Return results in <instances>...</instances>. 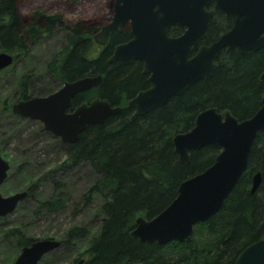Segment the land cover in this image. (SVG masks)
<instances>
[{
	"label": "trees",
	"instance_id": "obj_1",
	"mask_svg": "<svg viewBox=\"0 0 264 264\" xmlns=\"http://www.w3.org/2000/svg\"><path fill=\"white\" fill-rule=\"evenodd\" d=\"M22 1L0 0V50L12 54L16 61L31 43L63 28L67 41L47 63V72L60 84L102 75L101 85L78 94L74 106L102 98L112 106L123 107L103 125L88 126L75 143H64L46 130L60 158L53 167L47 166L45 173L51 175L54 193L38 200L35 218L50 217L67 207L71 198L61 174L80 165H87L95 175L84 194V205L88 206L94 196L101 199V216H95L100 223L95 234L90 237L88 227L76 225L59 236L66 252L76 250L80 241L90 238L73 262L85 258L84 264H235L246 247L264 239V130L255 139L246 172L221 209L207 221L196 224L188 240L159 245L142 242L131 234L138 217L151 219L158 215L177 197L179 185L209 168L221 152L219 145H207L192 151L190 162L183 164L172 142L176 134L191 130L196 116L211 107L229 110L239 120L250 118L261 107L264 47L244 55L224 50L210 78L199 80L182 95L172 97L148 114L132 118L134 110L127 107V102L149 87L148 75L143 73L139 60L109 62L116 45L130 39L129 27L116 30L110 42L100 47L93 39L100 23L80 20L69 25L61 16L39 11L22 15ZM231 26V20L216 11L201 43L211 44ZM183 32L184 28L173 27L170 35ZM32 86L31 79L22 76L18 99L33 96ZM256 173L261 174V182L252 192ZM30 177L26 179L31 183L26 189L28 197L37 188ZM79 210L77 205L73 213ZM2 232L3 237L12 239L17 251L38 240L25 225Z\"/></svg>",
	"mask_w": 264,
	"mask_h": 264
},
{
	"label": "water",
	"instance_id": "obj_2",
	"mask_svg": "<svg viewBox=\"0 0 264 264\" xmlns=\"http://www.w3.org/2000/svg\"><path fill=\"white\" fill-rule=\"evenodd\" d=\"M111 10L110 20L100 26L94 41L106 46L116 30L127 25L130 39L116 45L109 62L139 60L143 73L148 75L149 87L127 102V107L134 110L132 118L148 114L172 97L182 95L199 80L210 78L224 50L244 55L264 47V0H114ZM216 11L225 14L232 26L218 40L202 44ZM173 27H182L184 32L171 36ZM13 61L12 54L2 51L0 70ZM261 80L264 82V72ZM102 81V75L66 81L48 95L18 100L12 105V112L42 122L47 131L64 143H75L88 126L103 125L123 109L102 98L74 106L78 94L100 86ZM263 130L264 97L258 111L244 120L215 107L201 111L191 130L173 137L175 152L183 164L190 162L192 151L207 145H219L221 152L209 168L184 180L177 197L158 215L151 219L138 217L132 236L159 245L188 240L196 224L207 221L221 209L246 172L255 139ZM10 167L0 154V188ZM260 182L261 174L256 173L252 192ZM27 198V190L7 197L0 192V218L13 213ZM61 246L62 241L55 238L34 241L22 248L13 264H39ZM84 263L85 258H80L71 264ZM235 264H264V239L246 247Z\"/></svg>",
	"mask_w": 264,
	"mask_h": 264
},
{
	"label": "rangeland",
	"instance_id": "obj_3",
	"mask_svg": "<svg viewBox=\"0 0 264 264\" xmlns=\"http://www.w3.org/2000/svg\"><path fill=\"white\" fill-rule=\"evenodd\" d=\"M114 0H24L19 3L22 15L33 12H44L48 15L63 17L65 23L71 25L80 20H92L107 23L111 18V4ZM67 41L66 30L56 29L52 35L43 37L31 43L27 52L22 53L12 65L0 70V154L10 163L7 180L0 188L3 196L7 197L16 192L26 190L27 176L37 183L36 192L20 202L17 209L6 217L0 218V264H13L21 251H17L12 239L3 237L2 230L25 225L26 230L34 237L41 239L55 238L73 226H86L91 235L99 228V207L101 199L94 196L88 206L84 205V194L92 184L95 175L87 165L62 173L64 182L69 190L70 201L67 207L44 219H37L34 212L41 198H49L54 193L51 175L47 166L53 167L59 159L56 144L47 133L42 122L19 117L12 112V105L17 102L20 89V79L27 75L33 86L30 92L33 96L39 93H53L62 86L47 72L46 65ZM3 50H0V53ZM46 94V95H48ZM23 99V98H22ZM55 164V163H54ZM25 182V183H24ZM78 205L80 210L74 214ZM90 238L79 242L74 251L59 249L45 256L40 264H71L80 251L85 249ZM205 242V240H203Z\"/></svg>",
	"mask_w": 264,
	"mask_h": 264
},
{
	"label": "flooded vegetation",
	"instance_id": "obj_4",
	"mask_svg": "<svg viewBox=\"0 0 264 264\" xmlns=\"http://www.w3.org/2000/svg\"><path fill=\"white\" fill-rule=\"evenodd\" d=\"M210 8H213L212 6ZM216 13V12H215ZM215 16V15H214ZM100 46V45H99ZM101 47V46H100Z\"/></svg>",
	"mask_w": 264,
	"mask_h": 264
}]
</instances>
